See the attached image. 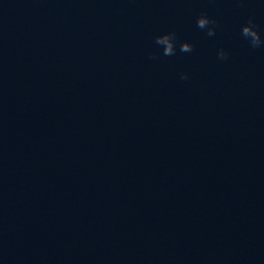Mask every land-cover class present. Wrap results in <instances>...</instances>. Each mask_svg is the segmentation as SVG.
<instances>
[{
  "label": "water",
  "instance_id": "95a60500",
  "mask_svg": "<svg viewBox=\"0 0 264 264\" xmlns=\"http://www.w3.org/2000/svg\"><path fill=\"white\" fill-rule=\"evenodd\" d=\"M250 18L264 40V0H0V264H264Z\"/></svg>",
  "mask_w": 264,
  "mask_h": 264
},
{
  "label": "clouds",
  "instance_id": "9594fccd",
  "mask_svg": "<svg viewBox=\"0 0 264 264\" xmlns=\"http://www.w3.org/2000/svg\"><path fill=\"white\" fill-rule=\"evenodd\" d=\"M209 25H212L209 27ZM197 27L201 30L207 29L208 36H214L216 32V21L210 19L206 14H202L197 19ZM241 34L244 38H246L252 48H258L261 45H264V40L261 39L259 32L256 30L254 19L250 18L248 23L242 27ZM155 44L159 45L163 49L164 56H173L176 54V44L177 37L175 32H168L162 35H158L155 37ZM193 50V46L190 43L183 42L180 44V51L184 53H189ZM150 58H155V56H151ZM219 59H226L227 53L220 49L218 51ZM182 80H186L187 74H181L180 77Z\"/></svg>",
  "mask_w": 264,
  "mask_h": 264
}]
</instances>
